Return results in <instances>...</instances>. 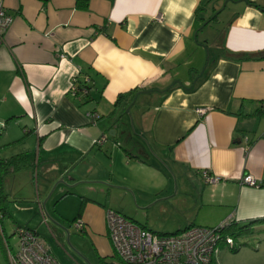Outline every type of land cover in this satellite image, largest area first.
Masks as SVG:
<instances>
[{"label": "crops", "instance_id": "crops-1", "mask_svg": "<svg viewBox=\"0 0 264 264\" xmlns=\"http://www.w3.org/2000/svg\"><path fill=\"white\" fill-rule=\"evenodd\" d=\"M85 1L0 0L13 19L0 159L25 157L0 178L4 231L31 229L53 255L43 234L68 239L71 225L91 245L83 260L99 264L117 262L108 209L162 234L227 219L264 227V0ZM135 89L137 132L114 106Z\"/></svg>", "mask_w": 264, "mask_h": 264}, {"label": "built area", "instance_id": "built-area-1", "mask_svg": "<svg viewBox=\"0 0 264 264\" xmlns=\"http://www.w3.org/2000/svg\"><path fill=\"white\" fill-rule=\"evenodd\" d=\"M159 19V18H158ZM13 19L0 4V47L4 44L5 34ZM77 75L71 77L72 92L77 91ZM83 93H88L86 88ZM200 113L202 109L198 110ZM89 121L94 122L99 115L87 112ZM105 139L101 136L95 141L100 144ZM204 180L215 183L219 177L203 172ZM243 184L254 186L255 180L245 175ZM106 234L111 242L118 261L114 264H211L212 253L219 243H224L229 249L235 243L226 228L234 224L231 219L224 220L216 226L191 225L177 233L162 234L148 230L121 213L108 209L105 214ZM74 226L78 231L84 229V224L76 219ZM12 234L17 238L14 247L5 241L4 257L6 264H59L46 247L43 239L37 233L26 227L17 226Z\"/></svg>", "mask_w": 264, "mask_h": 264}, {"label": "rangeland", "instance_id": "rangeland-1", "mask_svg": "<svg viewBox=\"0 0 264 264\" xmlns=\"http://www.w3.org/2000/svg\"><path fill=\"white\" fill-rule=\"evenodd\" d=\"M141 101L144 102L146 99H141ZM142 104L143 107L140 108V111L146 108L144 105H148L146 102ZM121 114L125 119L126 125H129L135 132L139 131L134 112L130 107L125 108L124 112L121 111ZM66 228L69 233L68 239L64 233V235L58 237V242L54 239L58 234L54 229L52 232L53 236L49 232L43 234L44 239L51 246L52 253L59 264H92L91 262H85L83 260L84 256L79 251L81 249L87 252L90 250L91 245L84 238H78L71 225ZM5 232L9 236L12 233V228L7 222ZM8 240L14 247L17 245V238L14 235L10 236ZM234 241L238 246L237 251H232L228 247H222V249L217 248L215 250V264H264V227L260 226L253 229L250 234L239 235ZM0 264H6L2 245H0Z\"/></svg>", "mask_w": 264, "mask_h": 264}, {"label": "trees", "instance_id": "trees-1", "mask_svg": "<svg viewBox=\"0 0 264 264\" xmlns=\"http://www.w3.org/2000/svg\"><path fill=\"white\" fill-rule=\"evenodd\" d=\"M82 1H84V5H85L86 1L85 0H82ZM262 56H264V55H262ZM262 56H258V57H262ZM252 57H256V56L254 54L246 55V58H252ZM137 91L138 90L135 89V90H130L128 92H124V93L119 94L116 97L114 106L119 107L120 110L122 112H124L125 108L128 106L130 100L132 99L131 97L134 96V94ZM24 159H25V157L23 154L12 156L9 159H0V178L2 177L3 174H6L8 172H11L15 169L22 167V165H23L22 160H24ZM0 184H1V182H0ZM6 201H7V199H6L5 195L2 193L1 187H0V245H2L3 252H4V248H5V241L9 242L8 238L13 235V234H11L10 236L7 235L5 233V231L3 229V225H2L3 219L8 215L7 210H6V206H5ZM76 219H78V218H76ZM226 229H227L226 233L228 234V236L231 235L233 239L239 235L250 234L253 231V229L250 228L249 224H246L243 226H236L235 224H232ZM165 234H167V233H165ZM237 249H238V246L234 245V247L231 248L230 250L237 251ZM113 258H116V256L114 255ZM116 261H118L117 258H116ZM99 264H114V263H112V260L110 261L107 259L106 260L100 259Z\"/></svg>", "mask_w": 264, "mask_h": 264}, {"label": "water", "instance_id": "water-1", "mask_svg": "<svg viewBox=\"0 0 264 264\" xmlns=\"http://www.w3.org/2000/svg\"><path fill=\"white\" fill-rule=\"evenodd\" d=\"M61 182H63V183H66L65 181H63V180H60ZM67 184V183H66ZM55 224H57L58 226H60L62 229H65V228H63L59 223H57V222H55Z\"/></svg>", "mask_w": 264, "mask_h": 264}]
</instances>
